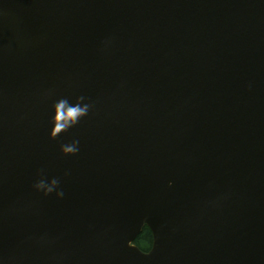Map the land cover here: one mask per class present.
Masks as SVG:
<instances>
[{
	"label": "water",
	"instance_id": "obj_1",
	"mask_svg": "<svg viewBox=\"0 0 264 264\" xmlns=\"http://www.w3.org/2000/svg\"><path fill=\"white\" fill-rule=\"evenodd\" d=\"M0 264H264V0H0Z\"/></svg>",
	"mask_w": 264,
	"mask_h": 264
},
{
	"label": "clouds",
	"instance_id": "obj_2",
	"mask_svg": "<svg viewBox=\"0 0 264 264\" xmlns=\"http://www.w3.org/2000/svg\"><path fill=\"white\" fill-rule=\"evenodd\" d=\"M87 108H88V105H84L83 108H73V109H70L69 112H68V115L71 117V116H74L80 112H86L87 111ZM56 130L59 131L60 130V125L58 124L57 127H56ZM79 142L77 141V144ZM69 149H66V151H68ZM77 151L79 149H76ZM171 183V182H170ZM58 181H56L55 179L51 181V183H48L46 180L44 179H40L38 180L34 187L37 191H42L43 194L45 196L49 195L50 193H53L54 191L56 192V195L57 197H63L64 196V192L62 190H58Z\"/></svg>",
	"mask_w": 264,
	"mask_h": 264
},
{
	"label": "trees",
	"instance_id": "obj_3",
	"mask_svg": "<svg viewBox=\"0 0 264 264\" xmlns=\"http://www.w3.org/2000/svg\"><path fill=\"white\" fill-rule=\"evenodd\" d=\"M153 243L152 234L149 229H145L144 232L137 238L135 244L144 252H148Z\"/></svg>",
	"mask_w": 264,
	"mask_h": 264
}]
</instances>
